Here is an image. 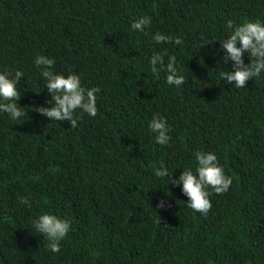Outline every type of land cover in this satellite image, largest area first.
I'll return each mask as SVG.
<instances>
[{
	"label": "trees",
	"instance_id": "obj_1",
	"mask_svg": "<svg viewBox=\"0 0 264 264\" xmlns=\"http://www.w3.org/2000/svg\"><path fill=\"white\" fill-rule=\"evenodd\" d=\"M141 15L151 23L132 31ZM257 19L264 0H0V70L25 73L17 103L27 113H0V264H264V73L242 89L225 83L231 62L217 40L228 20ZM157 32L181 43L156 44ZM165 51L179 87L151 70L147 57ZM37 54L100 89L95 117L70 128L36 111L50 99ZM154 113L171 129L166 145L147 128ZM197 151L214 152L232 181L207 189L206 213L153 173L195 172ZM44 212L70 221L56 253L32 228Z\"/></svg>",
	"mask_w": 264,
	"mask_h": 264
},
{
	"label": "clouds",
	"instance_id": "obj_2",
	"mask_svg": "<svg viewBox=\"0 0 264 264\" xmlns=\"http://www.w3.org/2000/svg\"><path fill=\"white\" fill-rule=\"evenodd\" d=\"M151 23L149 16L141 15L134 19L130 25L132 31H143ZM228 35L220 41V46L224 50L223 63L227 65L231 62V71L220 70V76L225 83L231 84L237 89H242L245 83L254 77H260L264 73V21L259 19L249 20L240 24L233 21L226 22ZM156 44L174 43L180 44L178 37H172L157 32L152 36ZM204 44L201 43V46ZM245 54L249 62L245 63ZM167 55V64H164V56ZM151 70L157 73V67L165 70V82L169 85L179 87L184 82V77L177 73L175 67L176 57L167 52H154L147 57ZM33 64L39 70L42 78V87L50 95L46 100L47 106L37 108V112L52 121H67L70 128L77 126L80 115L87 114L95 117L97 114L96 94L98 87L85 88L81 84V78L76 73L67 75L55 72L53 66L54 59L37 54L33 59ZM25 77V73L20 70H0V113L7 115L9 120L16 121L27 113L24 107H20L17 101L21 93L18 90L20 78ZM79 110V114H77ZM149 132L153 135L157 145L169 143L170 127L163 116L154 113L147 123ZM195 157V172L191 168L181 171L180 175L173 178L171 172L164 165L159 167L153 165V173L158 178L167 177V185L179 186L181 193L187 197L185 205L194 211L206 213L210 208L208 199L210 193L207 189L219 194L228 190L231 184V177L225 175L223 167L219 164L214 152L197 151ZM21 204L28 203L27 197L19 195ZM167 201L161 200L157 203L158 209L166 207ZM32 228L43 240L47 241L46 250L56 253L60 251V243L66 237L70 229V221L60 218L50 212L36 215L32 221Z\"/></svg>",
	"mask_w": 264,
	"mask_h": 264
}]
</instances>
